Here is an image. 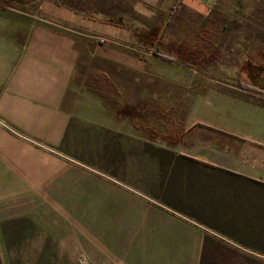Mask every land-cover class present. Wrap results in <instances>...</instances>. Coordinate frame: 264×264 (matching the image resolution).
<instances>
[{
    "label": "rangeland",
    "instance_id": "1",
    "mask_svg": "<svg viewBox=\"0 0 264 264\" xmlns=\"http://www.w3.org/2000/svg\"><path fill=\"white\" fill-rule=\"evenodd\" d=\"M135 1L0 0V31H18L21 41L39 28L81 30L49 15L47 3L95 19H124L136 17ZM95 37L102 47L115 44L142 55L136 41ZM167 38L170 45L160 41L157 52L175 56L180 40ZM193 47L190 72L229 91L240 82L255 91L240 77L264 47V0H219L206 17L190 11ZM81 71V115L67 118L63 134H34L55 151L35 144L28 171L19 164L14 172L17 193L0 199V264H264V254L214 232L206 259L190 261V215L182 212L190 214V167L163 140L183 128L190 87L161 77L122 83L102 70L87 77ZM244 187L264 194L262 186Z\"/></svg>",
    "mask_w": 264,
    "mask_h": 264
},
{
    "label": "crops",
    "instance_id": "2",
    "mask_svg": "<svg viewBox=\"0 0 264 264\" xmlns=\"http://www.w3.org/2000/svg\"><path fill=\"white\" fill-rule=\"evenodd\" d=\"M218 1L136 0V17L124 18L129 27L107 24L47 3L49 15L81 30L39 28L21 41L18 31H0V199L17 193L14 172L19 164L26 165L28 171L35 158V144L55 151L34 134H63L67 118L81 115L83 80H76L81 70L86 72L85 77L102 70L114 80L129 84L161 77L190 87L186 91L187 118L183 128L172 136L176 142L170 149L220 169L213 176L210 169H205L209 171L206 174L190 171V261L204 259L208 233L214 230L212 221H218L217 226L226 231H214L216 235L245 248L250 247L244 243L250 244L255 247L249 250L264 254V194L244 187H264L254 182L264 183V77L250 81L243 73L241 81L251 82L255 91L243 87L229 91L212 85L215 80L208 76H196L194 70L190 72L189 63L179 58L189 54L190 11L206 17ZM156 21L161 22L156 27V49L160 41L170 45V34L180 40L181 48L175 56L164 51L155 53L136 36L134 29L146 32ZM171 23L175 27L169 29ZM97 34L120 42L136 41L141 44L142 55L115 44L102 47ZM100 62L106 67L101 68ZM95 92L98 94V89ZM94 100L98 110L99 98ZM26 176L20 178L24 185Z\"/></svg>",
    "mask_w": 264,
    "mask_h": 264
},
{
    "label": "trees",
    "instance_id": "3",
    "mask_svg": "<svg viewBox=\"0 0 264 264\" xmlns=\"http://www.w3.org/2000/svg\"><path fill=\"white\" fill-rule=\"evenodd\" d=\"M8 6H11V4H9V2L7 3ZM100 21L104 22V23H107V24H112V25H115V26H119V27H129V23L127 21H125L121 16H111L109 18H99ZM135 31V34L136 36L139 37V39L144 43L145 46H148V47H153V51L156 53L157 52V49H156V45H155V41H156V37L158 35V29L156 27H150V29L148 31H142V30H139V29H134ZM189 54L188 55H181L179 58L181 61H183L184 63H189L190 65V61L192 60V58L195 57L196 55V50L195 48H189ZM258 56L256 57V59L249 63L248 64V68H247V71H246V74H251V73H257V74H264V47H262L261 51L258 52ZM241 83V82H240ZM243 84L241 83L240 86H242ZM163 140L168 143V144H174L176 142V139L171 137V136H164L163 137ZM171 156H174V154H170ZM175 158H181L183 160L186 161V163H188L189 167H190V171L194 172V173H198V172H204L205 169H210L212 170L211 172L213 174L210 173V175H214V171H220L219 168H217L215 165L213 164H210L208 162H204V161H199V160H196L194 158H191L189 156H186V155H175ZM204 169V170H203ZM215 169V170H214ZM237 175V174H235ZM244 181H251V183L254 181V180H249L247 178H242ZM255 183H259L261 185H264V183L262 182H257V181H254ZM169 206L179 210V208L177 207V205H175L174 203H171V202H166ZM185 214H188L190 215L189 213H187L186 211H183ZM193 215V214H191ZM218 225V224H217ZM217 225H213V224H210V226L218 231V232H226L224 228H219ZM215 226V227H214ZM230 238L234 239V240H237V241H241L240 239L236 238V237H233V236H230ZM209 241V240H208ZM220 243V242H219ZM208 242H207V239H206V246H207ZM244 245L246 247H250V248H253L255 246H252L250 244H247V243H244ZM205 246V248H206ZM204 259H206V257H204ZM202 259V260H204Z\"/></svg>",
    "mask_w": 264,
    "mask_h": 264
},
{
    "label": "flooded vegetation",
    "instance_id": "4",
    "mask_svg": "<svg viewBox=\"0 0 264 264\" xmlns=\"http://www.w3.org/2000/svg\"><path fill=\"white\" fill-rule=\"evenodd\" d=\"M264 77V74L251 73L248 74L247 80L254 81L256 78Z\"/></svg>",
    "mask_w": 264,
    "mask_h": 264
},
{
    "label": "built area",
    "instance_id": "5",
    "mask_svg": "<svg viewBox=\"0 0 264 264\" xmlns=\"http://www.w3.org/2000/svg\"><path fill=\"white\" fill-rule=\"evenodd\" d=\"M108 40H109L108 38H104V37L100 38V42H102V43L105 42V41H108Z\"/></svg>",
    "mask_w": 264,
    "mask_h": 264
},
{
    "label": "water",
    "instance_id": "6",
    "mask_svg": "<svg viewBox=\"0 0 264 264\" xmlns=\"http://www.w3.org/2000/svg\"><path fill=\"white\" fill-rule=\"evenodd\" d=\"M263 80H264V78H263ZM214 232V231H213ZM214 233H216V232H214Z\"/></svg>",
    "mask_w": 264,
    "mask_h": 264
}]
</instances>
